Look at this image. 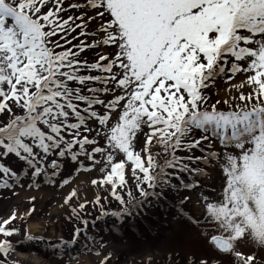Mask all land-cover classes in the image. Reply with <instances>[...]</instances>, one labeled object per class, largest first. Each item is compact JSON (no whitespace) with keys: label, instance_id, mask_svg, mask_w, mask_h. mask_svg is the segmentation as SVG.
Segmentation results:
<instances>
[{"label":"snow or ice","instance_id":"6c2138e0","mask_svg":"<svg viewBox=\"0 0 264 264\" xmlns=\"http://www.w3.org/2000/svg\"><path fill=\"white\" fill-rule=\"evenodd\" d=\"M218 80L231 85L227 98L209 103ZM0 117V187L20 179L10 159L32 181H52L70 160L110 189L121 206L111 216H132L141 202L130 180L145 201L175 187L173 178L199 190L206 173L190 165L203 164L222 183L190 222L211 229L209 246L232 264L256 261L238 241L264 248V0H0ZM193 150L201 155H177ZM76 199L73 189L65 203ZM87 206L72 212L80 218ZM93 206L103 210L99 195ZM15 219L0 223V235L18 232ZM81 223L74 240L87 230ZM10 248L0 241V254Z\"/></svg>","mask_w":264,"mask_h":264},{"label":"rangeland","instance_id":"374dc122","mask_svg":"<svg viewBox=\"0 0 264 264\" xmlns=\"http://www.w3.org/2000/svg\"><path fill=\"white\" fill-rule=\"evenodd\" d=\"M71 14L77 15L78 12L71 10ZM102 52L103 49L89 51L84 58L93 61ZM230 86L224 80L211 84L206 90L209 103L227 98L226 90ZM189 154L201 155L198 150L177 152L178 156ZM6 163L19 173L20 179L12 187H0V223L15 215L16 219L9 227L18 232L12 237L0 235V241L7 239L11 244L6 256L0 254V264H149V261L151 264H172L173 261L181 264V259L184 262L206 259L208 264H232L233 257L221 255L209 246L204 233L211 229H206L203 222L199 226L190 222V217L200 215V197L213 192V188L222 183L221 173L214 167L190 165L206 173L197 178L201 185L199 190L184 189L173 178L171 183L175 187L164 188L162 193L158 188L156 191L160 194L146 201L135 191L130 180L128 188L133 190V203L140 201L141 204L132 216L113 217L111 213L121 210V206L112 197L110 189L92 185L91 181L99 178L94 169H79L76 163L64 160L61 161L60 175L52 181L43 176L32 181L23 162L10 159ZM84 164L86 169L89 162ZM181 178L185 182L193 180L187 173ZM63 179H70V183L61 186ZM73 189L77 190L79 199L70 207L65 200ZM117 191L127 200L128 189ZM186 194L191 200H184ZM97 195L108 213L100 218L91 217L102 210L98 206L92 208ZM83 202H88L82 216H88L89 223L86 232L74 240V230L83 228V225L80 218H73L72 208L78 209ZM237 249L254 255L255 264H264V248L251 239L238 241Z\"/></svg>","mask_w":264,"mask_h":264},{"label":"trees","instance_id":"16d2710c","mask_svg":"<svg viewBox=\"0 0 264 264\" xmlns=\"http://www.w3.org/2000/svg\"><path fill=\"white\" fill-rule=\"evenodd\" d=\"M99 207V206H98ZM92 208H95L94 206L92 207ZM105 210H107V208L106 207H104L103 208V210H101V211H97V212H95L92 216L91 215H89V217L91 216V217H96V216H98V215H101V214H103V213H105ZM77 211H81L79 208L77 209ZM82 212H84V210H82ZM82 212H81V217H80V223H81V219H86V217L88 218V216H82ZM73 218L75 219V218H77L74 214H73ZM65 224V223H64ZM67 225H68V223H66ZM82 224V223H81ZM80 224V225H81ZM66 235V234H65Z\"/></svg>","mask_w":264,"mask_h":264},{"label":"bare ground","instance_id":"6f19581e","mask_svg":"<svg viewBox=\"0 0 264 264\" xmlns=\"http://www.w3.org/2000/svg\"><path fill=\"white\" fill-rule=\"evenodd\" d=\"M220 185H221V183H218L216 185V187L213 188L215 192H219L220 191Z\"/></svg>","mask_w":264,"mask_h":264}]
</instances>
